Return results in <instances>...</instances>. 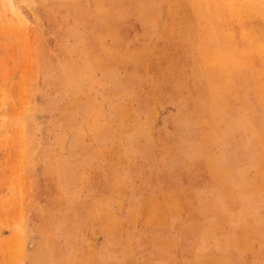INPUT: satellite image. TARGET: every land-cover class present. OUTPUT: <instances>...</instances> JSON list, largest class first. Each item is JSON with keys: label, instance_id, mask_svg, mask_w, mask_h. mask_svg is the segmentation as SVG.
Listing matches in <instances>:
<instances>
[{"label": "rangeland", "instance_id": "374dc122", "mask_svg": "<svg viewBox=\"0 0 264 264\" xmlns=\"http://www.w3.org/2000/svg\"><path fill=\"white\" fill-rule=\"evenodd\" d=\"M263 10L0 0V264H264Z\"/></svg>", "mask_w": 264, "mask_h": 264}, {"label": "bare ground", "instance_id": "6f19581e", "mask_svg": "<svg viewBox=\"0 0 264 264\" xmlns=\"http://www.w3.org/2000/svg\"><path fill=\"white\" fill-rule=\"evenodd\" d=\"M220 1V0H219ZM225 1V0H224ZM196 3V2H195ZM211 3V2H210ZM208 4H209V2H208ZM227 4V3H226ZM229 4V3H228ZM236 4V3H235ZM234 4V5H235ZM206 6H208V5H206ZM211 6V5H210ZM228 6V5H227ZM227 6H226V8H227ZM240 6V5H239ZM245 6V5H244ZM255 6H256V4H255ZM220 7V6H219ZM235 7V6H234ZM233 7V8H234ZM259 8V7H258ZM229 10V9H228ZM235 10H236V8H235ZM209 11V10H208ZM264 11V10H263ZM200 12H201V10H200ZM220 12H221V10H220ZM227 12V11H226ZM210 13V12H209ZM258 13V12H257ZM263 13V12H262ZM207 14V13H206ZM229 14V13H228ZM261 14V13H260ZM237 15V14H236ZM256 16V15H255ZM209 18V17H208ZM213 20V19H212ZM209 21V20H208ZM193 22V21H192ZM215 23V22H214ZM215 25V24H214ZM213 25V26H214ZM219 28V27H218ZM217 29V28H216ZM220 30V29H219ZM186 31H187V29H186ZM217 31V30H216ZM222 32V31H221ZM234 32V31H233ZM203 34V33H202ZM224 34V33H223ZM199 35H200V33H199ZM220 35V34H219ZM229 35V34H228ZM201 36V35H200ZM198 37V36H197ZM205 37V36H204ZM258 37V36H257ZM193 38V37H192ZM227 38V37H226ZM135 39V38H134ZM190 39V38H189ZM218 39V38H217ZM220 39V38H219ZM225 40V39H224ZM244 40V39H243ZM190 42V41H189ZM226 42V41H225ZM242 42V41H241ZM224 43V42H223ZM223 43H221V44H223ZM189 44V43H188ZM207 44V43H206ZM209 45V44H208ZM225 45V44H224ZM246 45H248V44H246ZM207 46V45H206ZM205 46V47H206ZM204 48V47H203ZM224 48V47H223ZM258 48V47H257ZM211 49V48H210ZM254 49V48H253ZM252 49V50H253ZM206 50V49H205ZM249 50V49H248ZM257 51H259L258 49H257ZM251 52V51H250ZM253 52V51H252ZM262 52V51H261ZM255 53V52H254ZM147 69V68H146ZM253 74V73H252ZM83 75V74H82ZM84 77V76H83ZM86 79V78H85ZM95 80V79H94ZM261 103V102H260ZM212 113V112H211ZM90 130V129H89ZM114 143V142H113ZM106 146V145H105Z\"/></svg>", "mask_w": 264, "mask_h": 264}]
</instances>
